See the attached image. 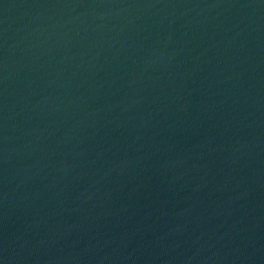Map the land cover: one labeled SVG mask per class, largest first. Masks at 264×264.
I'll list each match as a JSON object with an SVG mask.
<instances>
[{"label": "water", "instance_id": "95a60500", "mask_svg": "<svg viewBox=\"0 0 264 264\" xmlns=\"http://www.w3.org/2000/svg\"><path fill=\"white\" fill-rule=\"evenodd\" d=\"M0 264H264V0H0Z\"/></svg>", "mask_w": 264, "mask_h": 264}]
</instances>
